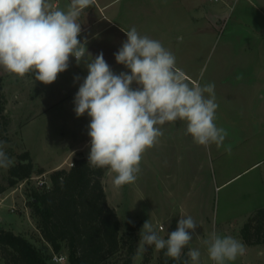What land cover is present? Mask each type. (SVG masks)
I'll list each match as a JSON object with an SVG mask.
<instances>
[{
  "label": "rangeland",
  "instance_id": "rangeland-1",
  "mask_svg": "<svg viewBox=\"0 0 264 264\" xmlns=\"http://www.w3.org/2000/svg\"><path fill=\"white\" fill-rule=\"evenodd\" d=\"M163 27L176 66L190 81L215 84V123L228 135L222 146L205 147L186 133L185 121L165 123L159 126L163 135L143 154L134 183L116 188V173L107 169L102 180L108 203L120 218V233L134 239L129 243L135 247L132 264L159 260L154 245L137 255L145 221L167 239L179 219L188 216L198 226L182 252L199 250V264H215L204 244L211 232L246 246L243 256L225 264H264V241L249 245L242 236L248 217L264 207V0H180L174 20H165ZM0 73L10 120L4 151L13 162L17 154L29 151L41 171L0 193V229L22 233L50 250L28 200L34 188L51 185L53 170L69 168L76 156L88 155L90 117L70 110L80 84L70 85L67 77L45 85L32 72L18 77L0 67ZM8 170L0 168L3 184ZM58 254L67 256V250ZM127 257L128 248H123L105 264H124ZM50 262L68 264L67 259ZM0 264H5L1 253Z\"/></svg>",
  "mask_w": 264,
  "mask_h": 264
},
{
  "label": "clouds",
  "instance_id": "clouds-1",
  "mask_svg": "<svg viewBox=\"0 0 264 264\" xmlns=\"http://www.w3.org/2000/svg\"><path fill=\"white\" fill-rule=\"evenodd\" d=\"M92 2L71 0L64 11L50 0H0V67L18 77L32 72L35 80L49 85L69 68L70 57L78 66L83 63L88 74L75 94L74 111L77 117L85 113L90 117L87 163L116 173V188L137 180L143 154L163 135L159 126L165 123L185 121L186 133L196 144L222 146L228 133L215 123V84L190 81L176 66L173 53L158 40L141 36L135 27L124 31L127 39L114 56L130 74H115L103 52L92 57L87 39H78L82 29L77 22ZM4 146L0 141V168L13 164ZM197 226L191 216L180 218L176 230L165 239L147 220L139 231L137 255L154 245L157 251L166 249V257L179 261ZM204 244L215 264L234 261L246 251L241 241L216 232ZM200 255L197 249L187 253L192 264H199Z\"/></svg>",
  "mask_w": 264,
  "mask_h": 264
},
{
  "label": "trees",
  "instance_id": "trees-1",
  "mask_svg": "<svg viewBox=\"0 0 264 264\" xmlns=\"http://www.w3.org/2000/svg\"><path fill=\"white\" fill-rule=\"evenodd\" d=\"M0 73V141L10 122L5 113L6 96ZM18 160L9 167L7 184L0 182V193L22 180L41 172L27 150L17 154ZM108 167L97 168L87 163V156L78 155L69 168H57L50 173L51 185L34 188L28 200L30 214L35 219L43 239L51 249L44 250L27 236L11 229H0V253L5 264H51L53 254L67 250L68 264H105L123 248H128L124 264H132L134 239L120 233V218L110 206L103 184ZM246 244L264 241V207L256 209L242 229ZM160 250L156 264H184L190 257L183 251L179 261Z\"/></svg>",
  "mask_w": 264,
  "mask_h": 264
},
{
  "label": "crops",
  "instance_id": "crops-1",
  "mask_svg": "<svg viewBox=\"0 0 264 264\" xmlns=\"http://www.w3.org/2000/svg\"><path fill=\"white\" fill-rule=\"evenodd\" d=\"M57 8L67 11L71 0H50ZM180 0H93L90 7L84 9L77 22L81 24V41L85 38L87 50L94 58L103 52L104 59L115 74L128 72L124 65L115 60L116 53L127 39L125 32L135 27L141 36L158 40L167 50H171L167 37L169 32L164 30L165 20L175 18V11ZM177 6V7H176ZM163 24V26H162ZM123 30V31H122ZM125 31V32H124ZM74 59V57H70ZM187 77L189 75L184 71ZM87 68L82 64L69 68L58 74L56 81L62 77L68 78L70 85L80 84L87 76ZM76 76L80 77L75 81ZM132 86H137L135 83ZM71 100H74L72 98ZM75 105L70 106L74 110Z\"/></svg>",
  "mask_w": 264,
  "mask_h": 264
},
{
  "label": "built area",
  "instance_id": "built-area-1",
  "mask_svg": "<svg viewBox=\"0 0 264 264\" xmlns=\"http://www.w3.org/2000/svg\"><path fill=\"white\" fill-rule=\"evenodd\" d=\"M78 39H80V38L78 37ZM71 165H72V163H71ZM66 259H67V256L64 254H54L51 258V260L55 261V262H65Z\"/></svg>",
  "mask_w": 264,
  "mask_h": 264
}]
</instances>
